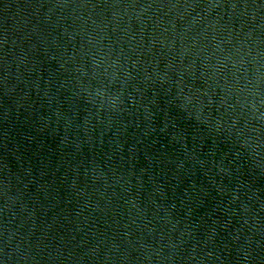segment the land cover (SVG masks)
Listing matches in <instances>:
<instances>
[{
    "label": "water",
    "instance_id": "1",
    "mask_svg": "<svg viewBox=\"0 0 264 264\" xmlns=\"http://www.w3.org/2000/svg\"><path fill=\"white\" fill-rule=\"evenodd\" d=\"M0 264H264V0H0Z\"/></svg>",
    "mask_w": 264,
    "mask_h": 264
}]
</instances>
